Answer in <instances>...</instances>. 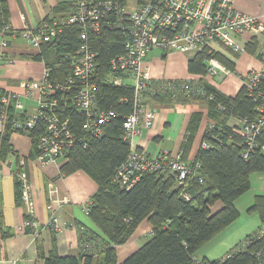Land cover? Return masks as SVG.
<instances>
[{
  "label": "trees",
  "instance_id": "1",
  "mask_svg": "<svg viewBox=\"0 0 264 264\" xmlns=\"http://www.w3.org/2000/svg\"><path fill=\"white\" fill-rule=\"evenodd\" d=\"M88 1L97 3L103 0H86ZM117 1L120 5H126L128 2L141 3L149 0ZM75 6H71L72 9ZM64 10L62 5L55 9V12L59 11L56 19L67 16ZM7 14L5 0H0V29L8 24ZM126 20L127 16L124 14L107 13L102 25L109 22V28L103 25L101 31L90 34L88 38L91 49L97 54L92 77L95 85V107L113 110L117 116L103 127L100 137H90L80 128L81 118L76 108L67 106L60 109L59 114L62 119H69L77 139H81L66 155L61 171L64 175L83 171L97 184L98 190L90 200L89 217L108 242L100 245L96 258L94 252L93 256L82 255V263L72 256L58 257L51 254L45 258V264H118L116 247L125 244L137 226L145 220L151 225L152 234L147 235L146 242L121 264H193L191 257L239 216L233 203L249 190L251 175L264 173V132L258 137L253 150L244 158V143L236 134L235 128L227 125L229 119L254 118L252 99L244 88L235 97H228L203 81L205 95L211 96V100L205 97L191 98L205 101L209 106L210 122L202 139L207 147L200 146L194 160L200 163L196 177L202 182L191 179L186 187H180L175 176L165 172L142 175L129 191L112 183L115 171L126 160L130 151L129 144L122 139V135L124 117L132 111L133 90L131 85H113L112 77L121 74L109 66L110 59L124 51L123 45L127 38L124 32L128 26ZM79 32L78 26L62 28L53 42L43 45L36 56L37 59L45 61L53 80L64 81L70 74L66 56L76 50ZM244 50L256 54V39L252 38ZM263 51L259 53L260 59ZM210 58H215L226 68L231 65L228 58L221 53L203 48L189 57V73L206 76L207 61ZM147 96L151 99L170 98L168 95L152 93ZM120 99L125 101L120 102ZM219 105L225 107V111L221 112ZM12 119L15 118L10 113L6 132L0 135V158L10 151L8 139ZM199 121V117L192 119L187 141L194 136ZM37 134V130L28 133L33 144ZM182 193L187 194L190 200H185ZM217 203L221 204V208L212 212ZM248 212H258L261 223L264 224V198H256ZM5 236L6 233L3 232L0 240ZM245 239H249V244L244 251L234 253L230 258L204 260L205 263L253 264L256 253H264V239L259 233H253Z\"/></svg>",
  "mask_w": 264,
  "mask_h": 264
},
{
  "label": "built area",
  "instance_id": "2",
  "mask_svg": "<svg viewBox=\"0 0 264 264\" xmlns=\"http://www.w3.org/2000/svg\"><path fill=\"white\" fill-rule=\"evenodd\" d=\"M232 3L233 0H149L120 5L117 0H103L97 3L81 1L64 18L45 19L36 27L21 31L19 34L26 43L35 51H40L43 45L53 42L62 28L80 27L78 46L72 54L66 56L70 74L64 81H56L51 78V72L47 68L43 71V77L38 84H24L23 96L28 97L31 92H36V105L23 119L11 120V132L28 135L29 131L37 130L34 144L36 160L43 167L57 165L60 160L65 162L68 152L81 140L77 139L76 133L70 127L69 119H62L59 116L60 109L67 106L76 108L81 118L80 128L90 137H100L103 134V127L117 115L113 110L95 107V85L92 77L97 54L91 49L88 38L90 34L101 31L103 25L108 27L109 22L102 25L105 14H124L128 23L124 32L127 35L123 45L124 51L111 58L109 66L121 74L112 77L111 83L122 87L131 85L133 90L132 111L124 117L122 135V139L128 142L130 151L126 160L115 171L112 183L122 190L129 191L142 175L165 172L173 174L180 187H186L191 179L201 183L202 180L196 177L200 168L199 162L184 163L179 155L149 156L142 150L134 148L133 141L140 136L143 128L152 126L155 117L154 111L145 102L144 97L147 94L188 99L193 96L205 97L211 100V96L205 95L204 77L211 81L227 75L229 71L220 62L211 58L207 62V73L204 77L186 81L152 80L149 78L148 68L144 65V57L152 50L197 52L214 43L230 49L235 54L243 53L244 47L235 37L249 32L261 35L264 33V24L256 17L234 11ZM127 4L136 8L127 11ZM16 33L11 30L9 24L3 25L0 29L1 35ZM260 61L261 68L250 71L243 81V88L254 103V118L234 119L235 132L245 146L244 158L253 150L258 137L264 132V51ZM20 97L16 93L0 97V135L7 129L10 114L7 107L10 101L12 100L14 110L17 112L21 108ZM123 101L125 100L120 99V102ZM218 109L221 112L225 111V107L221 105ZM201 147L206 148L207 145L202 143ZM262 150L264 151V147ZM15 175L20 201L29 207L31 184L23 171ZM182 196L185 200H190L187 194L182 193ZM90 204L89 202L83 207L87 215L90 212ZM47 210L48 227L54 232H60L62 227L57 225L55 208L50 204L47 205ZM28 213L18 230L37 233L41 223L30 209ZM151 234L152 231H149L148 236ZM248 240L245 239L233 247L222 259L244 251L249 244ZM255 257L253 264H264L263 252L256 253ZM191 260L193 264H206L205 259L199 257L197 253Z\"/></svg>",
  "mask_w": 264,
  "mask_h": 264
},
{
  "label": "crops",
  "instance_id": "3",
  "mask_svg": "<svg viewBox=\"0 0 264 264\" xmlns=\"http://www.w3.org/2000/svg\"><path fill=\"white\" fill-rule=\"evenodd\" d=\"M81 1L86 0H5L8 24L17 33L0 34V97L11 93L21 96V108L17 112L12 100L7 107L15 119H23L36 105V92H31L28 97L23 96V85L38 84L43 71L47 69L45 61L36 58L39 51L28 45L19 33L36 27L45 19L59 17L60 10L55 12V9L61 5L65 7L64 14H70L72 7ZM234 7L247 16L260 19L264 24V0H234ZM235 38L244 49L252 38L256 39L258 52L251 54L244 50L241 54H235L220 44L212 45L211 49L228 58L231 65L227 68L229 73L221 78L209 81L204 77L209 86L228 97H235L239 93L250 71L261 68L259 53L264 50V33L258 35L249 32ZM191 55L152 50L145 55L144 65L152 80H193L200 76L188 71L187 63ZM144 99L154 111L155 117L152 126L143 128L140 136L135 138L134 148L149 156L179 155L184 163H192L210 122L207 103L186 97L151 99L145 96ZM194 117H199L200 121L197 122L194 136L187 141ZM235 123L234 119H229L227 125L232 128ZM32 141L27 134L11 132L8 139L10 151L0 158V236L6 233L0 240V264H45V258L51 254L58 257L72 256L78 258L80 263L83 262L82 255L93 256L94 252L96 258L100 245L108 242V239L93 224L83 207L97 192V184L83 171L64 175L61 171L64 165L62 160L57 165L41 166L36 160ZM20 171L25 173L31 184L29 207L20 201L15 175ZM258 197L264 198V173L251 175L249 190L233 203L239 213L237 219L203 245L197 255L207 261H215L224 258L233 247L253 233H259L264 239V224L258 212H248ZM50 204L55 208L57 225L62 227L58 233L48 227L47 205ZM28 208L41 223L37 233L18 230L29 215ZM220 208L221 204L217 203L212 212ZM149 231L151 225L145 220L137 226L125 244L116 247L118 264L146 242Z\"/></svg>",
  "mask_w": 264,
  "mask_h": 264
},
{
  "label": "rangeland",
  "instance_id": "4",
  "mask_svg": "<svg viewBox=\"0 0 264 264\" xmlns=\"http://www.w3.org/2000/svg\"><path fill=\"white\" fill-rule=\"evenodd\" d=\"M128 5V4H127ZM130 5H132V3H130ZM130 5H128V8H127V11H130L131 9H135L136 8V6L135 7H133V6H130ZM232 7H233V10L234 11H236V12H239L238 10H236L235 9V7H234V0H233V3H232ZM130 9V10H129ZM241 13V12H240ZM216 44H218V43H214V44H212V45H216ZM212 45H210V46H206L205 48H209V49H211V46ZM212 50V49H211ZM214 51V50H213ZM191 53H193V52H191ZM211 59V58H210ZM212 59H215V58H212ZM216 60V59H215ZM208 62V61H207ZM219 62V61H218Z\"/></svg>",
  "mask_w": 264,
  "mask_h": 264
}]
</instances>
